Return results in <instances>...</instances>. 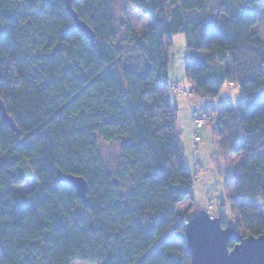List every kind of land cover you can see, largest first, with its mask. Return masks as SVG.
Wrapping results in <instances>:
<instances>
[{
    "label": "trees",
    "instance_id": "16d2710c",
    "mask_svg": "<svg viewBox=\"0 0 264 264\" xmlns=\"http://www.w3.org/2000/svg\"><path fill=\"white\" fill-rule=\"evenodd\" d=\"M126 1L150 19L141 33L110 0H72L90 42L63 0H0V100L18 130L0 118V264H190L177 208L194 201V180L168 73L179 34L192 95L239 89L240 107L211 123L220 149L243 154L227 182L235 231L264 235V0L191 19L207 0ZM100 144L118 146L113 169ZM25 164L34 185L18 192ZM57 171L86 181V203Z\"/></svg>",
    "mask_w": 264,
    "mask_h": 264
},
{
    "label": "rangeland",
    "instance_id": "374dc122",
    "mask_svg": "<svg viewBox=\"0 0 264 264\" xmlns=\"http://www.w3.org/2000/svg\"><path fill=\"white\" fill-rule=\"evenodd\" d=\"M112 2L115 16L118 20L126 19L131 26L139 33L150 25V19L143 17L134 11L126 0H110ZM240 0H207L206 10L203 12L194 11L187 14V18L198 16H216L230 5L237 6ZM223 17V14H222ZM260 39L264 42V16L263 6H260L258 25L255 29ZM168 73L170 84L180 85L188 92L189 84L185 79L184 71L186 64V44L184 35H175L168 45ZM224 66L213 64L212 69L216 72ZM172 104L178 108L176 118L177 132L181 135L185 154V165L190 170L194 180L193 197L194 201L180 204L177 208L178 222L185 223L186 216L190 211L202 210L212 218L221 220L223 228L237 229L235 220L231 216L230 206L227 203L226 195L229 193L227 182L231 179L235 167L239 161H243V154L229 155L218 147V137L213 131L212 118L216 117L218 110L226 102L233 108L240 107L242 97L237 87L223 86L220 94L215 97H198L192 95L183 98L178 95L171 96ZM199 118L204 120L200 127H193V120ZM200 138V142L194 147L189 146V138L192 135ZM100 152L108 165L115 167L118 158V146L115 144H100ZM26 182L14 187L15 191L26 192L33 185V173L25 164L22 169ZM226 184V187H225ZM226 189V190H225ZM73 264H98L96 262H75Z\"/></svg>",
    "mask_w": 264,
    "mask_h": 264
},
{
    "label": "water",
    "instance_id": "95a60500",
    "mask_svg": "<svg viewBox=\"0 0 264 264\" xmlns=\"http://www.w3.org/2000/svg\"><path fill=\"white\" fill-rule=\"evenodd\" d=\"M66 10L73 19L76 29L90 42L94 36L91 28L81 21L72 8V0H63ZM0 118L15 133L16 125L8 116L0 100ZM56 181L76 190L78 198L86 203L88 186L77 176L57 171ZM186 249L190 264H264V235L244 236L232 228H223L221 220L212 218L202 210L190 211L185 220ZM235 243L232 249L228 242Z\"/></svg>",
    "mask_w": 264,
    "mask_h": 264
},
{
    "label": "built area",
    "instance_id": "2783aa9c",
    "mask_svg": "<svg viewBox=\"0 0 264 264\" xmlns=\"http://www.w3.org/2000/svg\"><path fill=\"white\" fill-rule=\"evenodd\" d=\"M171 92L174 95H178L181 96L183 98H188L190 96H192L190 91H185L184 89H182V87L178 84L176 85H172L171 86ZM204 124V120L196 118L193 120V127H200ZM193 143H194V147L200 142V138L198 136H196L195 134L192 137Z\"/></svg>",
    "mask_w": 264,
    "mask_h": 264
},
{
    "label": "crops",
    "instance_id": "0c3cea01",
    "mask_svg": "<svg viewBox=\"0 0 264 264\" xmlns=\"http://www.w3.org/2000/svg\"><path fill=\"white\" fill-rule=\"evenodd\" d=\"M230 87H236V86H230ZM189 88H190V85H189ZM188 91H190V89L188 90ZM226 103H229V102H226ZM177 129V128H176ZM179 134V133H178ZM179 136H180V140H182L181 139V135L179 134ZM192 137H193V135H192ZM182 142V141H181ZM189 143H190V145L192 146H194V143H193V140H192V138L190 137L189 138V142H187V144H188V146H189ZM182 146H183V143H182ZM184 149V148H183Z\"/></svg>",
    "mask_w": 264,
    "mask_h": 264
}]
</instances>
